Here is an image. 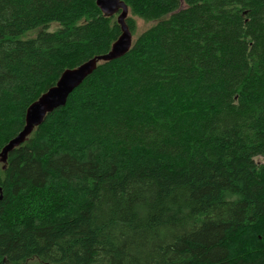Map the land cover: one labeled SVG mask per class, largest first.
Segmentation results:
<instances>
[{"label":"trees","instance_id":"trees-1","mask_svg":"<svg viewBox=\"0 0 264 264\" xmlns=\"http://www.w3.org/2000/svg\"><path fill=\"white\" fill-rule=\"evenodd\" d=\"M122 1L154 25L0 160V264H264V0ZM117 19L0 0V156Z\"/></svg>","mask_w":264,"mask_h":264},{"label":"water","instance_id":"water-1","mask_svg":"<svg viewBox=\"0 0 264 264\" xmlns=\"http://www.w3.org/2000/svg\"><path fill=\"white\" fill-rule=\"evenodd\" d=\"M97 6L102 13L108 17L118 15L117 20L122 28V35L112 45L109 53L95 57L78 68L66 70L60 77L56 86L52 87L29 107L26 115V126L23 131L3 149L0 156L2 163L7 162L8 155L11 151L26 142L34 129L44 122L49 113L66 106L70 95L96 71L100 62H110L119 59L125 56L132 48L133 35L126 23L129 8L124 1L97 0Z\"/></svg>","mask_w":264,"mask_h":264},{"label":"rangeland","instance_id":"rangeland-1","mask_svg":"<svg viewBox=\"0 0 264 264\" xmlns=\"http://www.w3.org/2000/svg\"><path fill=\"white\" fill-rule=\"evenodd\" d=\"M129 16L131 15L130 13L128 14ZM134 21H135V30L132 33L133 35V41H135L137 39V37L143 33L144 31H146L148 28H150L151 26L154 25V23H147L137 17H133ZM57 28L56 25L52 26V30H55ZM258 162H264V157H258L256 159Z\"/></svg>","mask_w":264,"mask_h":264}]
</instances>
